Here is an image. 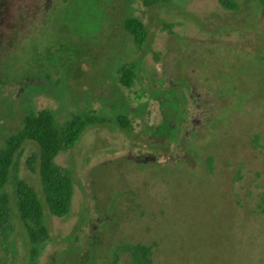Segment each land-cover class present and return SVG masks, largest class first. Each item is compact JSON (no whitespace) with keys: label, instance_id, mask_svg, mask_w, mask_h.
<instances>
[{"label":"rangeland","instance_id":"1","mask_svg":"<svg viewBox=\"0 0 264 264\" xmlns=\"http://www.w3.org/2000/svg\"><path fill=\"white\" fill-rule=\"evenodd\" d=\"M234 1L95 0L105 22L88 35L81 0H37L13 40L0 35V148L28 113L100 119L55 158L72 175V205L63 218L45 210L34 258L6 185L13 231L0 264H112L127 241L155 242L153 264H264V148L251 141L264 144V0ZM129 17L146 29L140 49L122 28ZM32 154L27 141L19 176L42 198Z\"/></svg>","mask_w":264,"mask_h":264},{"label":"trees","instance_id":"2","mask_svg":"<svg viewBox=\"0 0 264 264\" xmlns=\"http://www.w3.org/2000/svg\"><path fill=\"white\" fill-rule=\"evenodd\" d=\"M218 2L226 10L237 9L234 0ZM36 3L37 0H0V35L4 32L8 36V41L13 40L30 22L26 20L27 14L31 11L32 18V15L38 13L40 7L39 5L35 7ZM122 28L134 46L140 49L147 37L143 23L129 17L123 21ZM121 72V82L125 86H130L134 77L133 65L122 68ZM99 122L100 119L95 116L84 114L73 115L61 123L51 112L44 110L37 114H26L20 128L5 139L0 148V238L4 244L8 242L13 231L12 209L10 198L5 191L6 185L11 183L13 204L29 237L31 256L34 258L40 246L49 237L45 210L57 218H63L69 214L72 205L74 194L72 175L68 169L56 164L55 158L59 153L72 149L84 131ZM118 123L127 127V122L123 118H118ZM27 141L36 143L39 147V156L32 154L26 164L32 172L38 164L42 198L19 176L18 158L23 144ZM251 141L255 149L264 148L259 135L253 136ZM208 169L209 172L212 171V158L208 159ZM236 175V179L241 178L240 170ZM256 212L264 215V191L259 197ZM156 246L155 242L151 244L120 242L112 252V264H117L123 255L129 257L130 264H153V251Z\"/></svg>","mask_w":264,"mask_h":264},{"label":"clouds","instance_id":"3","mask_svg":"<svg viewBox=\"0 0 264 264\" xmlns=\"http://www.w3.org/2000/svg\"><path fill=\"white\" fill-rule=\"evenodd\" d=\"M79 7V28L88 35H95L104 26L103 9L95 0H81Z\"/></svg>","mask_w":264,"mask_h":264}]
</instances>
